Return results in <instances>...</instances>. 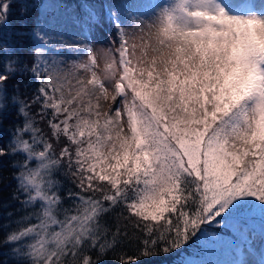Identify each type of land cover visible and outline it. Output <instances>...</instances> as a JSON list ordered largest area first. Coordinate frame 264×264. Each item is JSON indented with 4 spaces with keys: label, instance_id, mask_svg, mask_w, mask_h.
Returning a JSON list of instances; mask_svg holds the SVG:
<instances>
[{
    "label": "snow or ice",
    "instance_id": "obj_1",
    "mask_svg": "<svg viewBox=\"0 0 264 264\" xmlns=\"http://www.w3.org/2000/svg\"><path fill=\"white\" fill-rule=\"evenodd\" d=\"M4 124L0 264H264V0H0Z\"/></svg>",
    "mask_w": 264,
    "mask_h": 264
},
{
    "label": "trees",
    "instance_id": "obj_2",
    "mask_svg": "<svg viewBox=\"0 0 264 264\" xmlns=\"http://www.w3.org/2000/svg\"><path fill=\"white\" fill-rule=\"evenodd\" d=\"M16 17L13 18V23H15ZM10 127L9 124H4L0 126V142H3L7 139V136L5 135L7 128ZM0 162H3L5 167L3 169H0V172H2V175L6 177L3 184H0V202H6L9 199V195L12 191V188L9 186L11 184H14V181H11L10 179V169L6 166L7 160L4 158H0ZM7 211L6 209L0 208V223H3L6 217L4 216V212ZM132 253L129 252V255ZM175 259L174 256H154L150 259L143 260V264H172V260Z\"/></svg>",
    "mask_w": 264,
    "mask_h": 264
}]
</instances>
